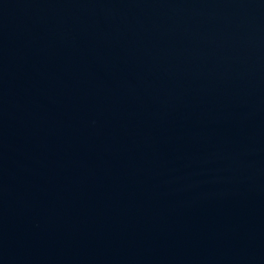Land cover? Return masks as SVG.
Returning <instances> with one entry per match:
<instances>
[{"label": "water", "instance_id": "1", "mask_svg": "<svg viewBox=\"0 0 264 264\" xmlns=\"http://www.w3.org/2000/svg\"><path fill=\"white\" fill-rule=\"evenodd\" d=\"M0 264H264V0H0Z\"/></svg>", "mask_w": 264, "mask_h": 264}]
</instances>
